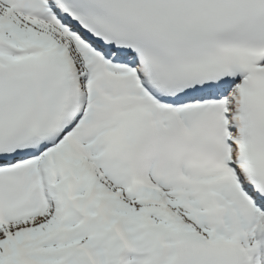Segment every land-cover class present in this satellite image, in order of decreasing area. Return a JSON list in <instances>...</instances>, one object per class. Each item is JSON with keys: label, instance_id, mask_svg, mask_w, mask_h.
<instances>
[{"label": "snow or ice", "instance_id": "obj_1", "mask_svg": "<svg viewBox=\"0 0 264 264\" xmlns=\"http://www.w3.org/2000/svg\"><path fill=\"white\" fill-rule=\"evenodd\" d=\"M0 264H264V0H0Z\"/></svg>", "mask_w": 264, "mask_h": 264}]
</instances>
